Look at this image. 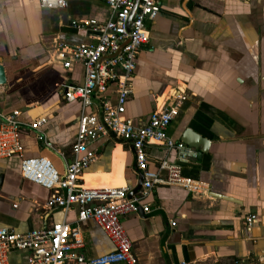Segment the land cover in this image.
I'll return each instance as SVG.
<instances>
[{"label":"crops","instance_id":"0c3cea01","mask_svg":"<svg viewBox=\"0 0 264 264\" xmlns=\"http://www.w3.org/2000/svg\"><path fill=\"white\" fill-rule=\"evenodd\" d=\"M107 16L102 0H66L61 9L41 8L38 0H0V56L8 80L0 86V110L20 109L23 123L44 116L45 139L67 159L81 105L67 103L61 91L82 82L83 68L63 69L46 55L44 41L55 34L68 44L86 42L88 32L70 21ZM148 29L126 115L143 125L154 109L169 103L173 90H182L185 99L166 133L196 143L201 155L183 163L182 174L209 190L140 189L138 210L120 217L136 264H264V0H162ZM106 95L115 100L111 89ZM99 106L93 96L86 111L98 113ZM22 129L21 155L0 160V228L26 232L62 221L76 225V210L44 207L59 189L22 176L21 161L27 158L46 157L64 170L54 149L35 131ZM88 150L96 159L82 174L85 185L135 187L140 171L131 144L109 134L91 141ZM145 150L151 171L163 160L176 161L175 152L160 144ZM249 215L256 221L247 227ZM78 224L87 258L113 250L93 220ZM28 254L13 250L8 264H27Z\"/></svg>","mask_w":264,"mask_h":264},{"label":"built area","instance_id":"2783aa9c","mask_svg":"<svg viewBox=\"0 0 264 264\" xmlns=\"http://www.w3.org/2000/svg\"><path fill=\"white\" fill-rule=\"evenodd\" d=\"M108 8L105 20L94 18L72 19L70 25L88 32L86 42L68 44L59 35L53 38L52 59H57L62 68H83L82 82L66 86L61 91L67 103L78 102L81 111L77 121L74 140L70 146L71 158L54 148L45 139L44 126L47 119L39 116L23 123L21 110H0V160L20 156L21 132L25 127L37 133L64 161V170L59 172L46 157L27 158L21 161L24 178L47 189L60 190L50 194L45 201L46 209L76 210L77 224L55 222L47 228L16 232L0 228V264L9 263L13 250L27 251V264H136L132 243L120 220L122 215L138 210L140 197L128 198L129 187L87 186L82 174L96 159L88 150L91 141L103 135L131 144L137 169L143 175L141 190L146 194L154 186H179L194 194H207L208 185L182 174L181 165L198 156L197 150L182 141L172 140L166 133L169 124L176 118L180 103L185 99L180 89L173 90L166 106L154 109L143 125H136L126 115V101L132 91L131 79L140 49L149 41L148 23L155 19L162 0H102ZM41 8L61 9L66 0H38ZM115 95L112 102L106 92ZM99 100V112H87L92 97ZM160 144L174 151L176 161H161L158 171L147 167L146 148ZM150 212L148 205H142ZM93 220L109 238L113 250L96 257L84 254V237L78 223ZM256 221L255 215L246 218V226Z\"/></svg>","mask_w":264,"mask_h":264},{"label":"water","instance_id":"95a60500","mask_svg":"<svg viewBox=\"0 0 264 264\" xmlns=\"http://www.w3.org/2000/svg\"><path fill=\"white\" fill-rule=\"evenodd\" d=\"M8 85V80H7V74H6V68H5V64H4V61H3V58L0 56V86H3V87H6ZM182 141L184 143H186L187 145H191V146H195L197 147L196 143H190L189 141H186L184 139H182ZM202 144V143H201ZM204 151V150H203ZM199 156L201 155V151L199 152L198 154ZM3 179V175L0 174V182L2 181ZM142 181H143V175L142 173L140 172L139 174V177H138V180H137V183L135 185V187H133L129 192H128V195L127 197L128 198H131L132 196L136 195L140 189H141V186H142Z\"/></svg>","mask_w":264,"mask_h":264},{"label":"rangeland","instance_id":"374dc122","mask_svg":"<svg viewBox=\"0 0 264 264\" xmlns=\"http://www.w3.org/2000/svg\"><path fill=\"white\" fill-rule=\"evenodd\" d=\"M55 37V34H48L46 35L45 38V43H46V55L49 56L53 50V38Z\"/></svg>","mask_w":264,"mask_h":264},{"label":"trees","instance_id":"16d2710c","mask_svg":"<svg viewBox=\"0 0 264 264\" xmlns=\"http://www.w3.org/2000/svg\"><path fill=\"white\" fill-rule=\"evenodd\" d=\"M21 130H23V129H21ZM27 130V129H26Z\"/></svg>","mask_w":264,"mask_h":264}]
</instances>
